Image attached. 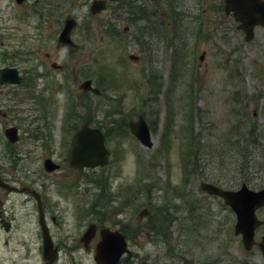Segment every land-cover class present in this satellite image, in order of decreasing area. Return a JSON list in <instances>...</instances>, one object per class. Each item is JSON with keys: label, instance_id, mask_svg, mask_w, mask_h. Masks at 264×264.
Returning <instances> with one entry per match:
<instances>
[{"label": "rangeland", "instance_id": "1", "mask_svg": "<svg viewBox=\"0 0 264 264\" xmlns=\"http://www.w3.org/2000/svg\"><path fill=\"white\" fill-rule=\"evenodd\" d=\"M49 1L54 3L52 11L47 5ZM90 1L43 0L37 4L39 10L52 15V23L47 32L40 26L44 34H39L41 38L35 45H44L53 51L54 59L64 66V70L51 69L50 61H46L41 53L35 65L38 73L44 75L37 77V85L30 89L21 86L15 90L16 94L5 89L0 97L3 109L10 111L4 119L6 123L20 126L23 145H19V163L25 177H40L42 160L48 154L54 160L62 161L73 129L84 118L106 129L114 122L125 118L128 121L142 113L148 123L154 124L151 148L141 146L129 131L118 137L109 129L112 133L106 145L111 155L107 165L82 172L70 171L64 165L66 176L58 178L76 185L71 194L72 209L76 210L78 204H82L78 194L86 195L87 199L98 196V187L92 177L105 175L113 209L122 197L114 192L124 187L133 192V200L126 204L123 212L114 211L117 220L137 228L130 247L137 254V264L146 261L150 264H234V260L235 264H264V257L257 248L244 251L240 238L233 235L229 208L199 188L204 179L230 183L231 188L247 183L244 174L238 173L239 167L232 157L237 145L243 143L238 135L241 133L254 134L255 143L260 144V149L253 151L251 172L247 176L251 182L264 186V27L257 28L255 38L246 42L243 33L236 29L234 19L223 14L221 0H177L176 14H180L181 21H176V25L181 23L176 34L181 40H174V44L181 45V77L167 92L173 46L164 37H171L173 27L167 23L174 14L168 13L166 20L165 6L156 8L152 0H131L134 4L146 1V9L136 7L152 19L150 31L145 34L151 47L146 55L143 45L133 40L134 30L127 20L128 7L119 6L113 10L112 4L117 2L113 0L101 13L84 16ZM66 15L74 16L78 22L72 36L80 48L73 54L54 49ZM22 19L39 24L37 15L27 6L20 11L13 0H0V24L9 28L7 30L13 34L11 39L16 42L33 34L28 31L20 37L21 31L13 29ZM125 27L127 30L124 31ZM153 28L160 32L156 33ZM3 31L0 29V34ZM39 48L46 50L43 46ZM2 49L0 45V56ZM202 50L205 54L199 66L198 56ZM130 53L139 55V60H129ZM100 63L109 66V71L118 78L116 84L112 83L106 68L103 76L97 73ZM20 65L28 66V63ZM151 73L161 83L157 94H151L150 87L146 86ZM85 77L91 78L97 86L105 78L102 97L96 99L81 94L78 86ZM192 77L194 85L188 83ZM44 82L48 86H42ZM60 83H63L62 91H58ZM44 87L43 96L48 97L45 110L41 103H36V107L32 102L33 96ZM67 94L77 98L79 106L76 115H72L68 99L72 117L65 130ZM166 95L171 96L174 116L169 139L161 149V133L169 113ZM189 108L193 110L191 120L187 121ZM39 116L43 119L29 121ZM4 120L0 119V125ZM189 130L196 136L195 146L200 148L195 151L193 160L189 158L194 151L188 146ZM2 146L0 143V149ZM57 174L48 177H57ZM164 198L167 204L173 203L166 206L169 215L162 227L165 237L143 226L151 218L158 222L157 216H162L165 207ZM186 198L193 200L192 206L185 203ZM180 206L181 211H178ZM199 206L198 219H191L186 209ZM144 207L148 212L138 217ZM258 215L264 219V209ZM263 232L264 225L258 229L256 239Z\"/></svg>", "mask_w": 264, "mask_h": 264}, {"label": "flooded vegetation", "instance_id": "2", "mask_svg": "<svg viewBox=\"0 0 264 264\" xmlns=\"http://www.w3.org/2000/svg\"><path fill=\"white\" fill-rule=\"evenodd\" d=\"M28 2L23 0L21 6ZM51 17L50 14L49 22H44L51 23ZM33 36L26 35L30 41ZM0 44L12 48L11 58L21 54L19 49L10 47L8 39L0 40ZM25 48H28L30 54L40 49L31 42ZM44 55L50 58L48 51H44ZM17 60L9 62L0 58V68L12 65L23 76ZM3 86L11 84H0V97L3 95ZM7 116L8 113L0 108V117ZM7 126L10 125H0V143L3 145L0 149V264H99L94 255L100 240V230L103 227L115 229L122 224L117 220L116 213L111 212L106 217L108 219H103L102 213L73 210L69 195L72 184L63 178H26L19 163L21 138L15 143H9L1 134ZM43 174L47 176V173ZM90 224L94 225L93 234L87 238L84 234ZM136 229L130 223L123 230L129 251L117 264H137V254L130 249Z\"/></svg>", "mask_w": 264, "mask_h": 264}, {"label": "water", "instance_id": "3", "mask_svg": "<svg viewBox=\"0 0 264 264\" xmlns=\"http://www.w3.org/2000/svg\"><path fill=\"white\" fill-rule=\"evenodd\" d=\"M20 2L21 0H16ZM224 10L226 13L233 12L234 17L239 21L238 27L245 31V39L252 37V29L255 24H264V1L261 0H225ZM105 7V0H92L89 10L91 13H97ZM76 21L72 17L64 20V25L58 36V47H67L75 50L77 45L70 38V31ZM135 59L134 55H129ZM203 55H200L202 59ZM57 66L56 63H52ZM3 70L5 77L10 76V71ZM11 70V69H8ZM6 82H18L17 78H7ZM80 87L84 90H90L96 94L98 89L91 86V80H84ZM129 127L140 141L141 144L150 147L152 141L147 124L140 115L135 121L129 122ZM6 135L11 141L17 138L16 128L11 127L6 130ZM109 151L104 145V135L98 128H91L86 124H82L73 134L72 147L69 151V164L75 168L83 169V167H95L104 165L107 162ZM47 171H51L57 167L49 159L44 162ZM200 187L209 194H217L223 197L236 214V222L234 224V234H241L242 243L246 249L250 248L254 242V230L262 223L255 215V210L264 205V188L259 190L249 189L242 184L237 190H225L213 183L202 181ZM100 246L97 247L96 259L99 263L112 264L125 251V240L118 232H103ZM259 247L264 254V234L259 241Z\"/></svg>", "mask_w": 264, "mask_h": 264}, {"label": "trees", "instance_id": "4", "mask_svg": "<svg viewBox=\"0 0 264 264\" xmlns=\"http://www.w3.org/2000/svg\"><path fill=\"white\" fill-rule=\"evenodd\" d=\"M169 3L172 4V6H169L170 9H171V11H173L176 14V12H175V7H176L175 4H173L172 0H169ZM123 4L124 5L126 4V6L128 5L129 10H131L133 14L136 12L137 19H142L144 21L143 23H140V25L138 26L139 27L138 28V33H139L138 40H141V43L140 44L143 45V47L145 48V50H147V51L151 50L150 45H149V42H148L147 38H145V34L148 33L150 31V28H151V26H150L151 25L150 20L148 19L147 15L145 16V12L138 11V9H137V7L138 8L140 7V8L145 9V6L143 4H140V3L139 4H134L132 1H124L121 5H123ZM180 23H179V25H176V19H174V21L172 23L173 24V28L174 27L176 28V26L178 28L180 26ZM154 31L157 33L158 32V29L154 28ZM175 38L176 37H173L172 36L170 38V41L173 42ZM173 48H175V46ZM177 49H178L177 52H176V49H173L172 56H171L172 69L170 71L169 79H170V85H172V86L177 82L178 77L180 75V68H178L177 63L179 61H181V53H180L181 47H179ZM190 84H191V82H190ZM147 86L150 87L149 88L150 89V92L154 91L155 93H157L160 85L158 83H156V82H149L148 81L147 82ZM77 105H78V103L74 100L72 102V108H73L74 111H76ZM168 110H169L168 118H167L166 124L164 126L165 133H166V140L168 139V133L170 131L169 122L170 121L172 122V118L174 116V111L172 110V108H170ZM192 110H193L192 108H189L187 110V112H186V119H187V121H190L191 120ZM83 121H85L87 123H91V121L89 119H86V118H84ZM253 122H255V121H253ZM110 129H111V131H121V133L123 131H126L127 130L126 118L125 119H122L121 121L112 123ZM105 133H106V135L108 137L110 135L109 134L110 133V130L109 129H106ZM238 135L240 137H242L241 138V141L243 143L237 145V147H236L237 150H235L232 153V155H233L232 157L237 162V165L240 168H242V171L244 170V173H247V169L250 166V162H251V157H252V154H253V150L254 149H257V151H258L260 144L259 143H255V135L252 134V133H247V134L241 133V134H238ZM245 135H246V137H243ZM195 137L196 136L192 133V131L189 130L188 146H189V148H193L194 149V151L192 152L191 156L189 157V158H192V160L196 158L195 151H197V150L200 151V148L195 146V143H194ZM259 172H261V170H259ZM93 180L97 184L99 182L102 183L103 177L97 176V177L93 178ZM99 201H100V199H97V200L93 201L91 203V206H97V208L99 210H105L106 209V206H104L105 204L102 202V200L100 202ZM169 204H171V203H169ZM188 206H191V204L188 203ZM117 209H121V206H118ZM198 210H199V207L196 208V211L195 212L198 213ZM197 217H199V215ZM182 224H183V222H182ZM157 225H158V223H157ZM181 228H182V226H181Z\"/></svg>", "mask_w": 264, "mask_h": 264}]
</instances>
